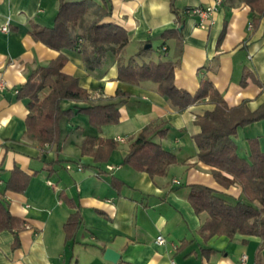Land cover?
Wrapping results in <instances>:
<instances>
[{"label":"crops","instance_id":"0c3cea01","mask_svg":"<svg viewBox=\"0 0 264 264\" xmlns=\"http://www.w3.org/2000/svg\"><path fill=\"white\" fill-rule=\"evenodd\" d=\"M99 1V0H96ZM58 0H0V194L14 216L23 219L19 246L14 236L0 231V264H264V238L235 233L232 237L199 233L206 214H196L187 200L189 184H202L228 201L246 200L240 185L221 186L209 167L199 162L192 136L199 132L193 120L211 110L202 102L183 111L160 95L155 84L117 79L116 56L107 53L100 68L87 70L78 49L58 51L31 35L32 26L50 27ZM111 14L105 22L124 27L129 41L123 60L135 53V63L157 61L173 55L172 41H162L164 29L182 19V49L174 69L178 88L194 94L201 78H208L228 106L245 102L251 109L264 104V12L255 15L242 0H109ZM212 7L210 14L183 13L186 7ZM256 19V21L254 20ZM7 26L6 31L1 27ZM150 47L144 49L145 44ZM154 44L156 49H153ZM62 52V72L78 79L91 100L63 99V110H75L91 102L119 101V121L96 129L84 113L62 117L57 144L40 145L25 135L27 99L19 87L38 68L47 66ZM250 75L242 83V75ZM45 87L40 97L49 92ZM127 93L116 97V91ZM161 121L164 136L153 140L173 152L176 162L165 175L150 177L122 160L130 139L151 121ZM87 136L118 140L109 158L94 161L81 155ZM256 137L264 151V119L240 127L233 136L240 156L248 158V138ZM111 166V168H108ZM30 175L24 192L5 188L11 171ZM79 212L73 237L66 239L64 223ZM161 234L165 242L155 239ZM120 254L115 262L104 259L105 248Z\"/></svg>","mask_w":264,"mask_h":264},{"label":"trees","instance_id":"16d2710c","mask_svg":"<svg viewBox=\"0 0 264 264\" xmlns=\"http://www.w3.org/2000/svg\"><path fill=\"white\" fill-rule=\"evenodd\" d=\"M58 1L52 26H32L31 35L35 40L58 51L78 49L87 70L100 68L106 54L112 53L117 60L118 80L131 84L152 82L157 92L178 111L202 102L213 105L211 110L197 114L193 120L199 127V132L192 136L197 148V158L209 167L212 176L221 186L240 185L246 200L239 198L230 202L209 186L187 185V200L194 212L206 214L199 233L205 239L213 235L232 237L235 233L264 238V151L260 149L256 137L248 138L249 156L244 158L239 155L233 139L240 127L264 119V104L254 110L245 102L228 106L213 83L205 77L201 78L194 94L175 85L174 69L182 49V19L177 10L173 9L176 26L164 29L160 35L163 43L172 41L173 55L138 64L135 59L145 50L124 61L121 52L128 44V33L121 25L104 21L111 14L109 0ZM242 1L255 15H262L264 12V0ZM78 39H81L80 42ZM65 62L66 56L60 52L47 66L34 70L17 91L19 97L27 99L25 135L40 145L58 143L60 121L64 116L84 113L96 129L119 121L120 100L91 102L90 105L75 110L61 109L60 102L63 99L85 102L91 100V93L79 85L76 77L62 72ZM249 75L248 71H244L241 82L244 83ZM45 87L50 90L47 95L40 97ZM126 95L125 92L116 91V97ZM162 123L151 121L130 139L122 164L146 172L150 177L165 175L167 168L176 162V156L153 140L155 134H166L167 128H161ZM118 142L111 138L87 136L80 146L81 155H90L96 162L106 161ZM29 179L30 175L14 168L5 188L24 192ZM80 219L79 212L68 217L64 223L66 239L73 237ZM24 222L11 214L0 194V231L7 230L13 234V248L20 244L19 232L24 229Z\"/></svg>","mask_w":264,"mask_h":264},{"label":"built area","instance_id":"2783aa9c","mask_svg":"<svg viewBox=\"0 0 264 264\" xmlns=\"http://www.w3.org/2000/svg\"><path fill=\"white\" fill-rule=\"evenodd\" d=\"M216 3H220L221 0H215ZM212 7H206V8H203L201 6H193V7H186L184 10H183V13L184 14H187V15H199L201 18H205L207 17L210 12L212 11ZM1 30L2 31H6L7 30V26L6 25H3L1 27ZM81 39H78V41L80 42ZM3 84L4 82H0V89L3 87ZM108 168H111V166H108ZM155 241L158 243V244H162L165 242V239L164 237L159 234L156 236V239ZM245 261V255H242L241 258H240V262L243 264ZM170 264H177L173 259L170 260Z\"/></svg>","mask_w":264,"mask_h":264},{"label":"water","instance_id":"95a60500","mask_svg":"<svg viewBox=\"0 0 264 264\" xmlns=\"http://www.w3.org/2000/svg\"><path fill=\"white\" fill-rule=\"evenodd\" d=\"M149 47H150L149 43L145 44L144 49H147ZM103 257H104V259L115 263L120 258V254L117 251H115L114 249L107 247L104 250Z\"/></svg>","mask_w":264,"mask_h":264},{"label":"rangeland","instance_id":"374dc122","mask_svg":"<svg viewBox=\"0 0 264 264\" xmlns=\"http://www.w3.org/2000/svg\"><path fill=\"white\" fill-rule=\"evenodd\" d=\"M143 48H144V46H143ZM153 49L155 50L156 49V45L154 44V46H153Z\"/></svg>","mask_w":264,"mask_h":264}]
</instances>
